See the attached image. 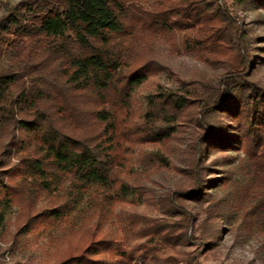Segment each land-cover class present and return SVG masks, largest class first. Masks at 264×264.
I'll return each mask as SVG.
<instances>
[{
	"label": "trees",
	"instance_id": "trees-1",
	"mask_svg": "<svg viewBox=\"0 0 264 264\" xmlns=\"http://www.w3.org/2000/svg\"><path fill=\"white\" fill-rule=\"evenodd\" d=\"M230 1L264 13V0H170L147 11L131 0H0V216L20 207L25 234L86 206L96 219L56 264H201L223 221L213 206L201 210L203 219L192 207L212 201L218 182L231 183L215 176L214 166L223 165L208 163L215 153L229 166L240 158L232 162L231 151L244 153L240 165L255 199L241 217L264 234V87ZM154 35L180 36L205 65L222 64L219 81L180 80L139 98L164 68L145 57ZM192 109L200 133L183 171L189 187L162 199V217L136 214L133 245L101 232L117 206L147 202L127 181L128 167L137 157L146 171L170 168L165 147ZM33 200L44 202L35 214Z\"/></svg>",
	"mask_w": 264,
	"mask_h": 264
},
{
	"label": "rangeland",
	"instance_id": "rangeland-1",
	"mask_svg": "<svg viewBox=\"0 0 264 264\" xmlns=\"http://www.w3.org/2000/svg\"><path fill=\"white\" fill-rule=\"evenodd\" d=\"M10 4H16L21 0H5ZM170 0H131V6L139 10H152ZM233 9L243 20V27L248 35L249 45L255 60L253 77L264 87V13L260 10L250 9L245 6H237L231 2ZM5 9H0V16ZM145 57L155 60L164 68L157 75L151 77L139 90L138 97H144L152 91L162 89H175L180 80H209L213 83L219 81L223 72L222 64L216 63L207 66L193 54L186 52L180 36H148L144 43ZM160 69V68H159ZM164 70V71H163ZM197 111L190 110L183 128L175 138L165 147V155L170 158L171 165L168 169L158 172H149L138 164L135 157L128 168L127 181L134 185L138 191L146 193L147 202L141 206H127L124 210L120 206L104 216L101 224V232L108 231L131 239L134 244V235L130 231V224L135 217L149 215L162 217L158 204L170 193L179 187H189V180L183 171H187L186 165L192 161V142L200 133L197 127ZM140 149V148H139ZM149 148L148 151H150ZM231 155L240 157L232 166L226 164L221 154H213L208 163L220 164L214 166L216 177H228L231 183L227 186L220 185L210 187L212 201H208L201 208L192 207L200 219L204 215L201 211L213 206L217 213L222 215L219 221L223 234L215 249L201 257V264H264V234L255 226L245 223L241 217L249 204L254 202V193L248 190L250 185L247 176L241 168L243 152L231 151ZM225 164V165H224ZM207 177V176H206ZM191 187V186H190ZM253 189V187L251 188ZM253 195V196H252ZM29 204V203H28ZM27 204V205H28ZM32 213L41 209L44 202L37 200L30 202ZM26 205V206H27ZM200 209V210H199ZM20 207L4 211L0 216V264H56L58 260L71 247H75L80 239L85 236L94 225L96 219H92L89 207L78 211L74 216H69L60 223L44 225L30 233H19V228L26 223V218L21 214ZM137 214V216H136ZM140 219V218H139ZM200 233V231H198ZM139 264H142L140 261Z\"/></svg>",
	"mask_w": 264,
	"mask_h": 264
}]
</instances>
